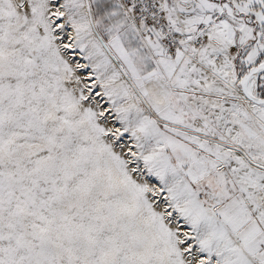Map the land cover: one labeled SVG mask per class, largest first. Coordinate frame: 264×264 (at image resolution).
Wrapping results in <instances>:
<instances>
[{
    "label": "snow or ice",
    "instance_id": "6c2138e0",
    "mask_svg": "<svg viewBox=\"0 0 264 264\" xmlns=\"http://www.w3.org/2000/svg\"><path fill=\"white\" fill-rule=\"evenodd\" d=\"M0 264H264V0H0Z\"/></svg>",
    "mask_w": 264,
    "mask_h": 264
}]
</instances>
